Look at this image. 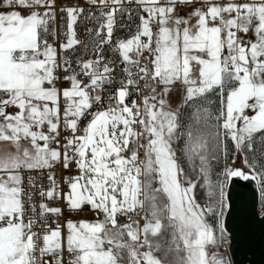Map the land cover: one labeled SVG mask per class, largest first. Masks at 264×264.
<instances>
[{"label": "snow or ice", "instance_id": "snow-or-ice-1", "mask_svg": "<svg viewBox=\"0 0 264 264\" xmlns=\"http://www.w3.org/2000/svg\"><path fill=\"white\" fill-rule=\"evenodd\" d=\"M0 9V264H234L237 187L264 224V0Z\"/></svg>", "mask_w": 264, "mask_h": 264}, {"label": "water", "instance_id": "water-1", "mask_svg": "<svg viewBox=\"0 0 264 264\" xmlns=\"http://www.w3.org/2000/svg\"><path fill=\"white\" fill-rule=\"evenodd\" d=\"M236 209L230 218V226L235 231L232 247L234 264H264V224L251 218L250 198L237 187Z\"/></svg>", "mask_w": 264, "mask_h": 264}, {"label": "built area", "instance_id": "built-area-1", "mask_svg": "<svg viewBox=\"0 0 264 264\" xmlns=\"http://www.w3.org/2000/svg\"><path fill=\"white\" fill-rule=\"evenodd\" d=\"M183 14V13H182ZM124 23H127V20L124 21ZM94 26L91 22L89 21H84L77 29V32H78V38L81 39V40H86L87 37H86V34H85V28L86 27H92ZM134 27V26H133ZM116 35L117 36H126L128 35L127 32H125L124 30H118L116 32ZM51 39V38H50ZM39 179H38V183H39ZM44 185L47 186V180H46V177L43 181ZM39 202V198L37 197V203ZM87 215H92V213H87ZM86 215H83V216H80V217H74V219H81V218H84ZM94 217V216H93ZM91 219V218H90Z\"/></svg>", "mask_w": 264, "mask_h": 264}, {"label": "bare ground", "instance_id": "bare-ground-1", "mask_svg": "<svg viewBox=\"0 0 264 264\" xmlns=\"http://www.w3.org/2000/svg\"><path fill=\"white\" fill-rule=\"evenodd\" d=\"M94 219V217L92 215H86L84 218H81V219H88V220H91V219Z\"/></svg>", "mask_w": 264, "mask_h": 264}, {"label": "rangeland", "instance_id": "rangeland-1", "mask_svg": "<svg viewBox=\"0 0 264 264\" xmlns=\"http://www.w3.org/2000/svg\"><path fill=\"white\" fill-rule=\"evenodd\" d=\"M0 11H7V9H2V10H0Z\"/></svg>", "mask_w": 264, "mask_h": 264}, {"label": "crops", "instance_id": "crops-1", "mask_svg": "<svg viewBox=\"0 0 264 264\" xmlns=\"http://www.w3.org/2000/svg\"><path fill=\"white\" fill-rule=\"evenodd\" d=\"M0 10H2V9H0Z\"/></svg>", "mask_w": 264, "mask_h": 264}]
</instances>
